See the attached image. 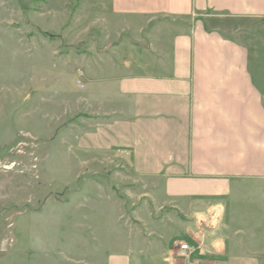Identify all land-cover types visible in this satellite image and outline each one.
Returning <instances> with one entry per match:
<instances>
[{
    "label": "crops",
    "instance_id": "crops-1",
    "mask_svg": "<svg viewBox=\"0 0 264 264\" xmlns=\"http://www.w3.org/2000/svg\"><path fill=\"white\" fill-rule=\"evenodd\" d=\"M93 1L101 35L76 64L83 163L118 159L152 211L170 209L161 227L189 224L181 241L132 235L108 264H264V235L244 229L260 220L225 203L264 184V0Z\"/></svg>",
    "mask_w": 264,
    "mask_h": 264
},
{
    "label": "rangeland",
    "instance_id": "rangeland-1",
    "mask_svg": "<svg viewBox=\"0 0 264 264\" xmlns=\"http://www.w3.org/2000/svg\"><path fill=\"white\" fill-rule=\"evenodd\" d=\"M93 4L0 0V264H108L109 254L129 251L132 235L161 229L181 241L189 227H161L170 209L152 211L144 183L118 159L83 163L77 101L88 87L77 83L76 64L87 53L81 42L101 35L94 22L104 11ZM242 187L228 211L260 220L244 229L263 236L264 184Z\"/></svg>",
    "mask_w": 264,
    "mask_h": 264
},
{
    "label": "built area",
    "instance_id": "built-area-1",
    "mask_svg": "<svg viewBox=\"0 0 264 264\" xmlns=\"http://www.w3.org/2000/svg\"><path fill=\"white\" fill-rule=\"evenodd\" d=\"M81 88L84 87L81 81L77 82ZM175 249L178 251V255L185 259H189L190 256L196 251V248L187 242H175Z\"/></svg>",
    "mask_w": 264,
    "mask_h": 264
}]
</instances>
